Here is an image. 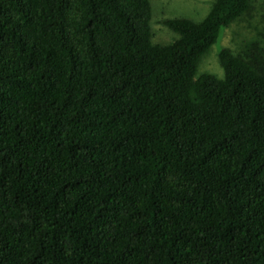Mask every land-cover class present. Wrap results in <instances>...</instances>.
<instances>
[{
    "label": "trees",
    "instance_id": "trees-1",
    "mask_svg": "<svg viewBox=\"0 0 264 264\" xmlns=\"http://www.w3.org/2000/svg\"><path fill=\"white\" fill-rule=\"evenodd\" d=\"M252 8L0 0V264H264V46L195 77Z\"/></svg>",
    "mask_w": 264,
    "mask_h": 264
},
{
    "label": "rangeland",
    "instance_id": "rangeland-1",
    "mask_svg": "<svg viewBox=\"0 0 264 264\" xmlns=\"http://www.w3.org/2000/svg\"><path fill=\"white\" fill-rule=\"evenodd\" d=\"M213 0H150L152 16L150 27L154 43L168 44L179 38V34L163 24L166 18H188L200 21L209 11ZM251 11L231 25L222 27L215 44L203 54L198 62L195 77L210 73L223 77L218 60L222 48L233 51H251V43L264 46V0H252Z\"/></svg>",
    "mask_w": 264,
    "mask_h": 264
}]
</instances>
